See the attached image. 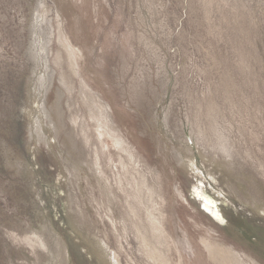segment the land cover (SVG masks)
<instances>
[{"label": "rangeland", "instance_id": "obj_1", "mask_svg": "<svg viewBox=\"0 0 264 264\" xmlns=\"http://www.w3.org/2000/svg\"><path fill=\"white\" fill-rule=\"evenodd\" d=\"M209 246L264 264V0H0V264Z\"/></svg>", "mask_w": 264, "mask_h": 264}, {"label": "bare ground", "instance_id": "obj_2", "mask_svg": "<svg viewBox=\"0 0 264 264\" xmlns=\"http://www.w3.org/2000/svg\"><path fill=\"white\" fill-rule=\"evenodd\" d=\"M67 49L69 50V52L71 54L70 48L67 47ZM74 64H75V62H74ZM209 247L210 248H208V252H209L210 257L212 258V260L219 261L222 264H243L238 259V257L235 255V253H233L232 251L227 250L226 248H215V247H211V246H209ZM155 253H156V257L155 258H157V256H158V259H157L159 261L158 263L165 264V260L163 259L164 257L161 254V252L158 249H156ZM153 254H154V252H153Z\"/></svg>", "mask_w": 264, "mask_h": 264}, {"label": "snow or ice", "instance_id": "obj_3", "mask_svg": "<svg viewBox=\"0 0 264 264\" xmlns=\"http://www.w3.org/2000/svg\"><path fill=\"white\" fill-rule=\"evenodd\" d=\"M215 218L218 221V223H220V224H224L226 222L224 220V218L222 216H220V215H217Z\"/></svg>", "mask_w": 264, "mask_h": 264}]
</instances>
